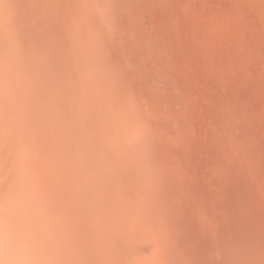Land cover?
Returning a JSON list of instances; mask_svg holds the SVG:
<instances>
[{
    "label": "rangeland",
    "instance_id": "374dc122",
    "mask_svg": "<svg viewBox=\"0 0 264 264\" xmlns=\"http://www.w3.org/2000/svg\"><path fill=\"white\" fill-rule=\"evenodd\" d=\"M0 264H264V0H0Z\"/></svg>",
    "mask_w": 264,
    "mask_h": 264
}]
</instances>
